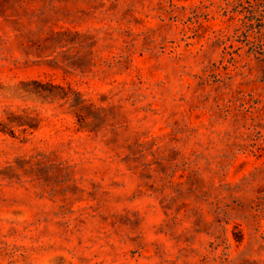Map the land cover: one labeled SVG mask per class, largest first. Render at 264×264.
Returning <instances> with one entry per match:
<instances>
[{
	"label": "rangeland",
	"instance_id": "rangeland-1",
	"mask_svg": "<svg viewBox=\"0 0 264 264\" xmlns=\"http://www.w3.org/2000/svg\"><path fill=\"white\" fill-rule=\"evenodd\" d=\"M251 9L0 0V264H264Z\"/></svg>",
	"mask_w": 264,
	"mask_h": 264
},
{
	"label": "trees",
	"instance_id": "trees-1",
	"mask_svg": "<svg viewBox=\"0 0 264 264\" xmlns=\"http://www.w3.org/2000/svg\"><path fill=\"white\" fill-rule=\"evenodd\" d=\"M247 17V26L249 28H253V26L257 25L258 26V31L261 33V34H264L263 30H264V24L262 23V15L259 13L258 10H255V9H251L249 10L248 14L245 16Z\"/></svg>",
	"mask_w": 264,
	"mask_h": 264
}]
</instances>
